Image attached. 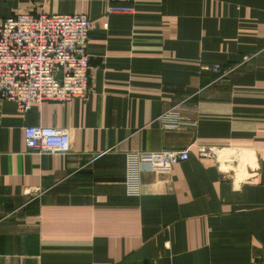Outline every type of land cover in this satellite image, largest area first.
Masks as SVG:
<instances>
[{
  "label": "crops",
  "instance_id": "obj_1",
  "mask_svg": "<svg viewBox=\"0 0 264 264\" xmlns=\"http://www.w3.org/2000/svg\"><path fill=\"white\" fill-rule=\"evenodd\" d=\"M26 12L87 15L91 91L0 99V264H264V0H0V23ZM184 100L195 126L162 128ZM28 125L71 152L29 149ZM161 149L190 158L127 194L126 152Z\"/></svg>",
  "mask_w": 264,
  "mask_h": 264
},
{
  "label": "built area",
  "instance_id": "obj_2",
  "mask_svg": "<svg viewBox=\"0 0 264 264\" xmlns=\"http://www.w3.org/2000/svg\"><path fill=\"white\" fill-rule=\"evenodd\" d=\"M133 7L110 5L107 13H131ZM92 24L84 13H18L0 23V99L16 103L20 113L43 101L86 98L90 87L87 41ZM248 59V57H245ZM202 70L221 72L219 64H202ZM197 107L186 100L164 111L157 120L169 130L195 126ZM31 150L48 154L71 152L70 129L45 125L24 128ZM200 156L215 158L216 146L199 145ZM188 149L126 152L125 185L129 195L141 194L144 171H169L189 160Z\"/></svg>",
  "mask_w": 264,
  "mask_h": 264
}]
</instances>
